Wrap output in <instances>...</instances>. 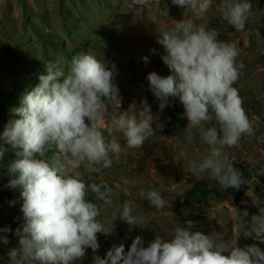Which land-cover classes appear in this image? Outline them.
I'll return each mask as SVG.
<instances>
[{"label": "clouds", "instance_id": "clouds-1", "mask_svg": "<svg viewBox=\"0 0 264 264\" xmlns=\"http://www.w3.org/2000/svg\"><path fill=\"white\" fill-rule=\"evenodd\" d=\"M149 2L131 0V5L143 7ZM154 2L158 4L159 0ZM171 2L202 17L213 0ZM216 8L238 32L245 29L252 12L249 0H220ZM164 13L167 15V11ZM157 42L166 53L161 59L170 72L166 77L155 72L147 76L159 109L169 106V98L178 99L184 109L183 118L188 121L189 143L196 129L201 142L210 147L208 155L190 162V170L197 175L207 173L224 190L249 186L250 181L222 151L253 132L243 101L233 87L244 67L242 62L237 66L240 49L234 43L220 41L216 29L197 26L191 19L175 21ZM143 60L148 62V57ZM45 69L39 84L23 96L19 107L12 109L19 118L10 119L0 134V141L9 145L16 157L7 166L9 180L5 187L20 190L24 221L15 231L19 247L10 255L15 257L19 252L20 264H75L85 257L87 249L97 252L98 233L112 231L98 219L100 205L86 199L88 192L104 205H111L116 196L106 182L86 184L81 169L100 173L111 167L110 154L118 158L122 153L115 135L106 140L104 130L122 132L128 149H141L155 134L153 117L146 103L137 108L133 102L127 111L111 115L109 123L106 113L110 105L113 109L121 106L119 89L113 82V71L93 55L81 52L70 62L50 61ZM210 122L213 126H204ZM3 145L0 161L9 150ZM257 175H264V169ZM124 195H129L127 190ZM139 195L162 215H173L164 211L170 205L158 191L141 190ZM131 204L125 201L122 210H117L129 230L138 226ZM229 212L233 222L231 240L190 231V220L187 227L177 226L171 239L157 235L145 248L142 237L137 236L127 252L123 244L114 246L104 258L93 255V264H264V252L255 244L237 246L242 232L245 238L264 243V207H259V214L253 215L248 225L241 222V215L247 217V211L240 214L230 207ZM8 242L0 235V243Z\"/></svg>", "mask_w": 264, "mask_h": 264}, {"label": "rangeland", "instance_id": "rangeland-1", "mask_svg": "<svg viewBox=\"0 0 264 264\" xmlns=\"http://www.w3.org/2000/svg\"><path fill=\"white\" fill-rule=\"evenodd\" d=\"M249 2L252 12L245 29L238 32L217 11L220 0H213L202 17L172 4L171 0H159L158 4L150 0L143 7L132 6L131 0H0V134L10 119L19 118L12 109L19 107L23 96L39 84V76L46 74L45 64L70 62L81 52L95 56L114 73L121 106L113 109L110 105L106 113L109 123L111 115L127 111L133 102L137 108L146 103L153 117L155 134L145 140L141 149H128L122 132L104 130L106 140L115 135L122 153L118 158L110 154L111 167L100 173L81 169L86 184L106 182L116 196L111 205H104L88 192L86 199L100 205L98 219L106 230L112 231L98 233L97 252L87 249L85 257L75 264H93V255L104 258L110 249L121 244L127 252L137 236L142 237L145 248L157 235L171 239L174 229L187 227L190 220L193 221L190 231L231 240L234 237L230 207L240 214L247 211V217L241 215L245 225L259 214V207H264V181L253 179L237 201L207 173L197 175L190 170V162L208 155L210 147L201 142L196 129L192 130L191 143L187 128L181 132L172 129L170 114L159 109V101L147 81L152 72L163 77L170 74L161 59L166 53L157 41L161 33L174 27L175 21L191 19L197 26L216 29L220 41L234 43L240 49L237 66L242 62L244 67L233 87L253 128L252 134L243 135L234 147L225 146L222 151L233 163L245 162L258 172L264 169V0ZM144 57H148V62H144ZM3 146L9 150L0 161V229L10 231L0 232L9 241L0 243V264H20V253L12 257L10 252L19 247L15 231L24 222L20 212L22 200L19 189L5 187L9 180L7 166L16 157L9 145ZM125 190L129 195H124ZM141 190L161 193L170 205L164 211L173 215H162L150 206L139 195ZM125 201L132 202V215L138 218V226H132L131 230L118 217L117 210H122ZM253 244L264 252V243L245 238L243 232L237 240L240 248Z\"/></svg>", "mask_w": 264, "mask_h": 264}, {"label": "trees", "instance_id": "trees-1", "mask_svg": "<svg viewBox=\"0 0 264 264\" xmlns=\"http://www.w3.org/2000/svg\"><path fill=\"white\" fill-rule=\"evenodd\" d=\"M164 109L170 114L172 129L175 132H181L187 128L188 121L186 118H183L184 109L179 103L178 99L174 100L172 98H169V106H166ZM234 166L243 173L244 177L250 181V184L253 179L264 181L263 175H257V169H255L250 164H247L245 162H234ZM249 186L242 185L239 190L227 189L224 191L228 196L234 197L237 201H239L243 195L244 190L249 188Z\"/></svg>", "mask_w": 264, "mask_h": 264}]
</instances>
